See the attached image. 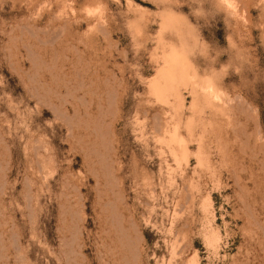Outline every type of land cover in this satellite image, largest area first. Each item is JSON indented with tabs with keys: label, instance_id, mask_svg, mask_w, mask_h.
<instances>
[{
	"label": "rangeland",
	"instance_id": "obj_1",
	"mask_svg": "<svg viewBox=\"0 0 264 264\" xmlns=\"http://www.w3.org/2000/svg\"><path fill=\"white\" fill-rule=\"evenodd\" d=\"M0 187V264H264V0H0Z\"/></svg>",
	"mask_w": 264,
	"mask_h": 264
},
{
	"label": "bare ground",
	"instance_id": "obj_2",
	"mask_svg": "<svg viewBox=\"0 0 264 264\" xmlns=\"http://www.w3.org/2000/svg\"><path fill=\"white\" fill-rule=\"evenodd\" d=\"M170 46H172V45H170ZM197 78H198V72L195 69V67L193 66V63H192V61L190 59V56L188 55V50L186 49V47H181V48L171 47L170 50L168 52H166L165 55H164V65L159 70V72L157 73L156 77L153 80V89H154L155 93L157 95H159L160 97H166V94H171L174 97L173 108H174V110L176 112V115L178 116V119L175 120L176 123L173 126L172 132L169 134V141H170V143H172L171 145H173L172 146L173 147V149H172L173 153L177 157L185 158L187 156V154L189 153L188 150L191 147L190 146V143L195 140V142L196 141L198 142V150H197L196 155H195L196 158H197L198 164L200 166H205L206 165L208 167V166L212 165L211 164V161L212 160L210 158L211 156L209 155V152L206 149V146H205V142L203 140V137L202 136H199L197 139L195 138L196 137V126H197L195 117H191L187 121V123L185 124L186 125V131H187L186 135L181 132L182 131L181 130V127L183 125V117H182V114L183 113L181 112V110H182V107L185 104H184V100L182 98V94H181V91H180V86H181V84L186 83V82L196 81ZM207 83H206V86H207ZM212 83H213V81H212ZM210 87H212V85H210ZM154 91H152V92H154ZM200 100H201V98H200ZM198 101H199V99H198ZM192 115H194V113ZM198 122H199V120H198ZM165 139H167V138H165ZM168 146H170V144ZM212 235H211L212 236L211 237V240L212 241L213 240H217V235L215 236L213 233H212ZM136 254H137V252H136ZM134 262H136V261H134Z\"/></svg>",
	"mask_w": 264,
	"mask_h": 264
}]
</instances>
